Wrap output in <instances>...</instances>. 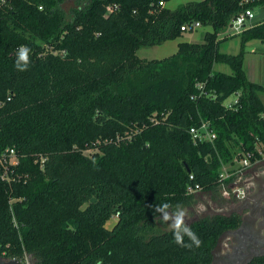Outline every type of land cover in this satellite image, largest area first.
Listing matches in <instances>:
<instances>
[{
    "label": "trees",
    "instance_id": "trees-1",
    "mask_svg": "<svg viewBox=\"0 0 264 264\" xmlns=\"http://www.w3.org/2000/svg\"><path fill=\"white\" fill-rule=\"evenodd\" d=\"M64 1L0 0V150L14 147L18 158L10 180L0 178V257L210 264L219 235L240 222L236 211L186 224L199 247L187 235L178 245L173 228L159 231L156 222L194 202L189 183L213 198L222 165L248 151L250 161L264 156V64L260 83L242 69L245 42L264 46V20L237 34L235 54L219 51L226 24L264 0L189 1L174 10L159 4L169 0H87L69 14ZM193 21L210 27L201 42H179L161 59L137 55ZM21 46L30 49L25 71L16 68ZM234 92V107L224 108ZM201 121L212 142L189 133Z\"/></svg>",
    "mask_w": 264,
    "mask_h": 264
},
{
    "label": "rangeland",
    "instance_id": "rangeland-1",
    "mask_svg": "<svg viewBox=\"0 0 264 264\" xmlns=\"http://www.w3.org/2000/svg\"><path fill=\"white\" fill-rule=\"evenodd\" d=\"M87 0H65L61 6L64 9V11L69 14L70 10L74 8L75 6H82L84 2ZM189 1H199V0H169L166 2V7H168L171 10L176 9L178 6L185 4ZM257 12L256 14L254 12ZM253 19L250 20V22L256 21L257 19L264 16V7L263 8H255L253 9ZM209 26L200 25L197 30L194 31H187L183 32L180 36V38L184 39H190V42H201L202 41V35L205 31H209ZM238 40L235 39H226L219 44V50L220 51H228V54H235L238 50ZM149 46H144L140 48V51L138 52V56H144L147 53H145V50H149ZM225 49V50H224ZM157 54L148 55L147 57H154L157 59ZM164 58V57H163ZM214 70H220L225 73H229V67L223 63L215 64ZM260 96H262V99H264V93H260ZM233 96L230 95L226 99L229 100ZM86 153H89L88 151ZM236 159V157L234 158ZM233 159V160H234ZM233 165H235V162L233 161L232 165H225V168L227 170L232 169ZM264 174V156H261L260 158H255L253 161L249 162V165L247 169L245 170V173L243 176L239 179L240 183L243 185H246V188L252 184V180H256L258 176H261ZM240 200H236L232 198L231 196L225 195L222 190L219 188L217 193L214 195L213 198H211L207 193H202L201 191L197 192L194 197V202L190 206H184L179 207V209H182L185 212L184 221L185 224L190 223L193 220L198 219L201 216L204 215H211L215 213H229L230 211L236 210L238 204L240 205ZM178 210V208L174 211L167 212L169 213L170 217H174V213ZM164 216V215H163ZM163 216L160 218L158 222H156V228L159 231L169 230L172 228L173 220L169 219L165 221L163 219ZM117 217L112 216L106 223L107 228H111L112 225L116 222ZM227 240L223 241L220 240L219 247L215 248L214 252L219 253L223 250V245L227 244Z\"/></svg>",
    "mask_w": 264,
    "mask_h": 264
},
{
    "label": "built area",
    "instance_id": "built-area-1",
    "mask_svg": "<svg viewBox=\"0 0 264 264\" xmlns=\"http://www.w3.org/2000/svg\"><path fill=\"white\" fill-rule=\"evenodd\" d=\"M159 4L161 6L165 5V2L160 1ZM107 10H111V6H107ZM253 17V9L247 8L238 13L235 17H233L225 26V29L222 32V36H233L239 34L242 29L249 26V21ZM201 24L199 21H193L191 23L183 24L180 28L181 32H189L194 31L199 28ZM239 93L234 92L232 94V98L227 100L225 99L223 101L224 108L231 109L233 108L234 104L237 102ZM9 99V98H7ZM189 133L192 135V138L196 142L201 141H208L212 142L214 135L213 133L208 129L207 122L201 121L199 126H192L189 129ZM255 150L257 153L260 154V151L257 147H255ZM254 156L253 152H244L241 154L240 157L234 159L235 165H233L232 169L227 170L225 168V165H222L220 168V173L218 175L219 177V188L222 190V192L225 195L231 196L232 198L236 200H242L245 195V189L246 185H243L240 183L239 179L243 176L245 173V170L247 169L250 158ZM263 156V155H262ZM18 161L15 148L14 147H6L0 150V178L9 181V168L11 166H14ZM43 162V159L41 160ZM232 177L231 183H229L227 186L225 185L224 181L228 178ZM189 180H193V175H189ZM201 190L199 183L191 182L186 187V192L189 194L197 193ZM243 193V195H241ZM117 217V214L114 215V217ZM26 264H30V262H26Z\"/></svg>",
    "mask_w": 264,
    "mask_h": 264
},
{
    "label": "flooded vegetation",
    "instance_id": "flooded-vegetation-1",
    "mask_svg": "<svg viewBox=\"0 0 264 264\" xmlns=\"http://www.w3.org/2000/svg\"><path fill=\"white\" fill-rule=\"evenodd\" d=\"M240 202L235 210L240 222L218 237L214 250L219 247L220 240L228 242L221 252L213 250L212 264H236L253 255L244 263L248 264L252 259L264 256V174L252 180Z\"/></svg>",
    "mask_w": 264,
    "mask_h": 264
},
{
    "label": "crops",
    "instance_id": "crops-1",
    "mask_svg": "<svg viewBox=\"0 0 264 264\" xmlns=\"http://www.w3.org/2000/svg\"><path fill=\"white\" fill-rule=\"evenodd\" d=\"M166 2L164 5L165 7L167 6ZM259 7L263 8L264 6H259ZM256 8H258V7H256ZM254 13L256 14L257 12L255 11ZM253 17L251 19H253ZM262 20H264V16L257 19L256 21H253V22L249 21V25L256 24ZM209 31H210V28H209ZM230 38L231 39L236 38L238 40L237 46L239 49V37H238V35H233V37L232 36L227 37V39H230ZM182 41L190 42L191 40L180 38V36L175 38V39L166 40L159 45L149 46V48H151V49L145 50L146 51L145 53H147V54L144 56H141V57L139 56V57L144 58V59H155L154 57H147V56L157 54L156 56H159V57H157V59H161L163 57L170 56L177 51L178 43L182 42ZM140 48L136 52L137 55H138V52L140 51ZM243 50H244V53H243V59H242V69L244 71V74H245L247 80L254 82V83H260L262 81L263 64H264V46H263V44L257 39H251V40H248L245 42ZM220 52L228 54V51H220ZM215 64H219V63H213L212 69L214 68ZM217 71H220V70H217ZM221 72H223V71H221ZM229 72H230V69H229ZM258 97L264 106V99H262V96H260V93H258Z\"/></svg>",
    "mask_w": 264,
    "mask_h": 264
},
{
    "label": "clouds",
    "instance_id": "clouds-1",
    "mask_svg": "<svg viewBox=\"0 0 264 264\" xmlns=\"http://www.w3.org/2000/svg\"><path fill=\"white\" fill-rule=\"evenodd\" d=\"M29 52H30L29 48H27L25 46H21V48L19 50V58L16 61V68L19 71L27 70L28 65L30 63L29 56H28ZM21 61L23 63H21ZM241 195H243V193H241ZM167 208H169L168 204H164L162 206L157 205V206H155L154 211L155 212H163L164 209H167ZM184 217H185V212L182 209L178 208V210L174 213V217H170L169 213L164 212L163 219L165 221H167L169 219L173 220L172 228H173V233H174V239L178 245L184 246L183 236L187 235L189 237V239L191 240V243L194 244L195 246L199 247L201 241L199 240L196 233L193 232L191 230V228L185 224ZM189 246H191V245H189Z\"/></svg>",
    "mask_w": 264,
    "mask_h": 264
},
{
    "label": "water",
    "instance_id": "water-1",
    "mask_svg": "<svg viewBox=\"0 0 264 264\" xmlns=\"http://www.w3.org/2000/svg\"><path fill=\"white\" fill-rule=\"evenodd\" d=\"M94 199H92V201H93ZM244 208H246V206L244 205L243 206ZM235 211V210H234ZM225 231H223L222 233H224ZM221 233V234H222ZM220 234V235H221ZM219 235V236H220ZM217 242V241H216ZM214 250V249H213ZM213 250H212V259H211V262H210V264H212V261H213ZM253 255H250V256H247V257H245V258H243L239 263H236V264H244L245 263V261H247L250 257H252ZM0 264H26V262L25 263H21L19 260H17V259H6V258H3V257H0Z\"/></svg>",
    "mask_w": 264,
    "mask_h": 264
}]
</instances>
